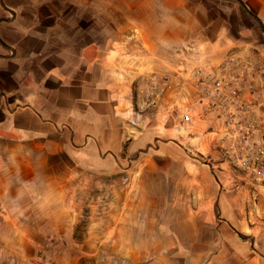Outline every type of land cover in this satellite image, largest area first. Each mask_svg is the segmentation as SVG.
I'll return each instance as SVG.
<instances>
[{
  "label": "crops",
  "instance_id": "crops-1",
  "mask_svg": "<svg viewBox=\"0 0 264 264\" xmlns=\"http://www.w3.org/2000/svg\"><path fill=\"white\" fill-rule=\"evenodd\" d=\"M235 1L0 0V264H264V186L145 85L264 66V0Z\"/></svg>",
  "mask_w": 264,
  "mask_h": 264
},
{
  "label": "built area",
  "instance_id": "built-area-1",
  "mask_svg": "<svg viewBox=\"0 0 264 264\" xmlns=\"http://www.w3.org/2000/svg\"><path fill=\"white\" fill-rule=\"evenodd\" d=\"M145 85L173 91L177 101L170 117L181 118V128L193 130L208 115L213 145L232 168L264 186V66L259 58L229 52L220 64L190 72L164 74ZM135 129L138 121L131 122ZM32 264H57L38 256Z\"/></svg>",
  "mask_w": 264,
  "mask_h": 264
},
{
  "label": "trees",
  "instance_id": "trees-1",
  "mask_svg": "<svg viewBox=\"0 0 264 264\" xmlns=\"http://www.w3.org/2000/svg\"><path fill=\"white\" fill-rule=\"evenodd\" d=\"M231 1L236 2L235 0H231ZM239 4H240V5L242 6V8L244 9L248 21H249L252 25L257 26V27H260V23L254 18V16H253L248 10H246V8L243 6V4H242L241 2H240ZM241 239L245 240L246 238L243 237V236H241Z\"/></svg>",
  "mask_w": 264,
  "mask_h": 264
},
{
  "label": "rangeland",
  "instance_id": "rangeland-1",
  "mask_svg": "<svg viewBox=\"0 0 264 264\" xmlns=\"http://www.w3.org/2000/svg\"><path fill=\"white\" fill-rule=\"evenodd\" d=\"M204 150H205V148L202 147V148H201V151H204Z\"/></svg>",
  "mask_w": 264,
  "mask_h": 264
}]
</instances>
